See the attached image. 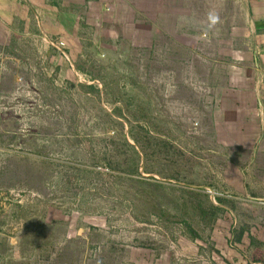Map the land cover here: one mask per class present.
I'll use <instances>...</instances> for the list:
<instances>
[{
    "label": "rangeland",
    "instance_id": "obj_1",
    "mask_svg": "<svg viewBox=\"0 0 264 264\" xmlns=\"http://www.w3.org/2000/svg\"><path fill=\"white\" fill-rule=\"evenodd\" d=\"M236 2L61 12L49 32L23 40L19 59L1 61L0 253L12 238L49 252L67 224L47 221L60 216L87 227L89 254L100 240L115 261L131 244L184 252L262 227L256 166L247 171L250 147L261 146L256 123L212 122L211 70L224 49L212 42Z\"/></svg>",
    "mask_w": 264,
    "mask_h": 264
},
{
    "label": "crops",
    "instance_id": "obj_2",
    "mask_svg": "<svg viewBox=\"0 0 264 264\" xmlns=\"http://www.w3.org/2000/svg\"><path fill=\"white\" fill-rule=\"evenodd\" d=\"M109 1L120 10L130 0H0V63L8 58L19 59L23 40H32L40 33L41 27L49 32L52 28L50 22L62 20L61 12L101 14ZM45 20L49 21L47 25ZM221 22L228 26L212 42L215 47L223 44L224 48L218 53L215 51L217 67L211 70L215 73L211 76V86L218 107L212 122L256 123L255 137L261 146L250 147L256 158L254 164L248 165L247 171L252 170V165L256 166L258 175L254 197L264 208V0H242L230 4ZM65 220L60 216L55 223L47 221L49 226L67 224L63 225L65 230L60 237L62 239L57 240L58 246L47 253L26 251L22 250L18 240L12 238L7 251L0 253V264H264V224L255 231L245 228L239 242L234 244L231 229L219 233L217 243L210 248L193 244L184 252L131 244L124 247L126 258L115 261V256L104 249L110 244L100 240L92 243L95 251L89 254L88 244L93 242V237L88 235L87 227L74 228L73 223L69 225ZM215 231L221 232L220 229ZM98 232L106 234L110 240L111 232ZM72 242L84 245L83 254L81 249L72 251ZM67 249L76 253L74 260L65 258Z\"/></svg>",
    "mask_w": 264,
    "mask_h": 264
},
{
    "label": "clouds",
    "instance_id": "obj_3",
    "mask_svg": "<svg viewBox=\"0 0 264 264\" xmlns=\"http://www.w3.org/2000/svg\"><path fill=\"white\" fill-rule=\"evenodd\" d=\"M210 18L212 19L213 23H216L218 21V17L213 16V17H210Z\"/></svg>",
    "mask_w": 264,
    "mask_h": 264
},
{
    "label": "built area",
    "instance_id": "obj_4",
    "mask_svg": "<svg viewBox=\"0 0 264 264\" xmlns=\"http://www.w3.org/2000/svg\"><path fill=\"white\" fill-rule=\"evenodd\" d=\"M62 45L64 46V43H62Z\"/></svg>",
    "mask_w": 264,
    "mask_h": 264
}]
</instances>
